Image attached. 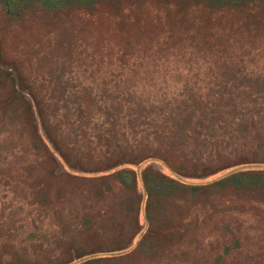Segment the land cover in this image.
Returning <instances> with one entry per match:
<instances>
[{"label": "rangeland", "instance_id": "1", "mask_svg": "<svg viewBox=\"0 0 264 264\" xmlns=\"http://www.w3.org/2000/svg\"><path fill=\"white\" fill-rule=\"evenodd\" d=\"M158 7L155 1L142 7L143 14L135 18L140 28L96 10H70L66 21L73 23L63 30L56 16L51 26H44L46 16L37 8L22 22L0 16V49L5 55L0 67L10 69L14 61L20 79L43 107L42 112L28 109L26 100L33 103L28 89L21 92L24 99L19 103L11 99L9 84L21 89L17 79L6 80V89L0 88L1 259L16 252L44 261L70 247L72 264L86 259H75L73 249L90 251L86 257L99 264H264V192L236 197L230 190L220 191L192 209L181 206V196L163 197L162 206L151 211L156 222L147 225L140 182L141 171L149 166L179 183L199 185L233 171L264 172V163L239 165L201 179L177 176L160 162L128 165L136 173V192L142 197L137 226L131 229L123 212L126 193L116 181L110 183V191L83 179L64 181L58 174L66 167L50 162L32 145V113L39 134L41 118L36 113H43L44 123L52 129L58 125L71 147L72 130L80 125L79 140L90 141L94 156L105 150L103 140L101 145L96 142L98 135L110 140L112 134L133 146L147 133L149 140L180 133L178 123L185 113H210L227 124L225 132L218 133L225 157H234L233 148L243 150L238 122L244 113L264 116V38H244L243 44L229 38L225 46L203 47V39L213 36L211 29L204 30L203 39L186 36L181 27L189 28V20L169 30L164 11L159 7L157 14L151 12ZM212 13L195 6L185 14L202 25ZM226 22L227 16L218 25L226 27ZM178 38H185L181 45L169 42ZM77 113H87L86 123L76 121ZM180 135L170 140L174 164L181 154ZM116 229L119 235L131 230L137 235L133 234L130 252L112 258L118 252L113 242Z\"/></svg>", "mask_w": 264, "mask_h": 264}, {"label": "trees", "instance_id": "2", "mask_svg": "<svg viewBox=\"0 0 264 264\" xmlns=\"http://www.w3.org/2000/svg\"><path fill=\"white\" fill-rule=\"evenodd\" d=\"M151 1L159 4V7L164 11L169 30L181 27V20L190 21L189 28L181 27V29H185L186 36L191 39L202 37L205 29H211L213 36L207 39L202 37L201 45L203 47L211 44L225 46L229 42V38L238 43L240 41L241 44L244 43V38H264V0H0V16H3V19L8 22H22L30 10L37 8L46 16L44 26H51L52 19L56 16L62 19L61 26L58 29L63 30L73 23V21H66L70 17V10H82L86 13H92L96 10L107 12L112 17L119 16L127 25L129 20H131V26L140 28L141 24L135 18L140 17L139 14H143L140 12L142 7L146 4L148 5ZM195 6H203L213 11L211 14L212 18L209 17L203 20L202 25H197L194 19H188V14H185L187 8ZM159 7L157 10L152 8V14H157ZM136 9L137 11H135ZM59 14L64 15V17L59 16ZM101 16L107 19L103 14ZM226 16V27L218 25L220 20ZM169 35L172 36L173 33L169 31ZM184 39H171L169 42L181 45ZM198 49L201 48L199 47ZM4 56L0 49V59H3ZM13 71H15L16 76ZM225 71L228 73L229 69L227 68ZM20 78V70L14 61L13 65H10V69L0 67V88L6 89V80L14 83L17 79L21 89L17 90L14 86H11L12 84H9L11 87L9 89L11 99L19 103V98L24 99L21 92L28 89L26 95L31 97V102L33 103L29 104V101L26 100V106H28L29 110L33 111L35 108L37 112H42V104L37 101L33 92L30 91L29 85ZM36 114L38 120L41 118L42 132V134L38 133L35 113H32L33 116H30L34 122V126L31 129L33 136L32 145L36 150L42 149L50 162L56 164L60 162L66 167L62 166L64 172L58 174L64 181L83 179L82 181H92L93 184L101 183L106 191H110V183L116 181L119 188L126 193V196H124V199L127 200L126 211L123 210V212L128 215V227L131 229L137 226V213L141 208L142 197L136 192V173L127 168L128 165H139L145 161L160 162L177 176L201 179L239 165L264 163V130L262 128L264 127V116H260V114L254 117L252 113H244L241 122H238L240 126L239 134L242 140L241 145L243 150H248V153L233 148L234 157L232 158L225 157L222 152L223 149H221L222 141L218 139V133L220 131L225 132L224 128L227 127V124H222V119H217L215 114L209 116L211 115L210 113H185L181 117L180 123H178L180 127L177 129L180 133L176 131L168 137L164 136V134L157 135L156 133L157 136L155 138L152 136V140H149L150 135L147 133L146 137H143L144 139L141 137L138 141L136 140V144H133V146L129 145L128 141L115 138V135L112 134L110 135V140L102 139L98 135L96 142L101 145L103 140L104 143L101 146L105 150L104 153L102 152L96 156H94L95 149L91 147L89 140H79V136L83 135L82 132L77 134V130L80 129L82 131L80 125L72 130L75 139L72 143L73 147H71L69 146L70 143H68L70 139L63 134L58 125L56 127L53 126L52 129L48 124L44 123L43 113ZM86 114L77 113L76 121L81 120V123H86L84 117ZM177 134H181V154L179 155V160L174 164L171 156L175 146L170 144V140L171 137ZM164 142L166 146L163 145ZM111 147H113V151H110ZM50 177L53 178L54 175L50 174ZM140 182L143 188L142 193L146 197L144 219L147 225H152L154 221L156 222L151 211L162 206L163 197L181 196V206L185 207L186 205L189 209H192L198 204L203 205L202 199L204 197L220 191L224 193L226 190H230V193H233L236 197H239L240 194L247 195L256 194L259 191L264 192V172L258 171H233L213 182L191 185L183 182L179 183L176 179L149 166L141 171ZM100 196L101 194H98V197ZM179 203L176 202L177 206ZM114 231L117 234L118 229ZM92 234L95 236L96 232ZM133 234L137 235V232L134 231L133 233L131 230L129 233L113 236V242L116 243L118 252L112 258H117V256L128 253L133 249L131 248ZM67 248L61 251V255L45 259L44 261L24 258L17 255L16 252H12L13 257L8 259L0 258V264H72L74 260H72V255ZM73 250L75 259L86 258L78 264H99V261L87 258L88 255L92 254L90 251Z\"/></svg>", "mask_w": 264, "mask_h": 264}]
</instances>
